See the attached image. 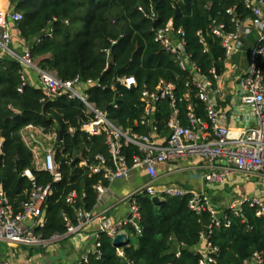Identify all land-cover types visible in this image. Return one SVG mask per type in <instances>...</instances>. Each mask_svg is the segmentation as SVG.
I'll list each match as a JSON object with an SVG mask.
<instances>
[{
	"label": "trees",
	"instance_id": "trees-1",
	"mask_svg": "<svg viewBox=\"0 0 264 264\" xmlns=\"http://www.w3.org/2000/svg\"><path fill=\"white\" fill-rule=\"evenodd\" d=\"M259 1V0H252ZM13 11L21 14L19 22L11 23L20 39L30 49V59L35 66L54 74L59 80L71 81L76 77L83 80H99L110 83L117 77H132L137 87L131 91L120 88L112 91L90 92L91 99L99 110L122 129H132L145 134L148 129L136 126L143 115L140 94L144 89L154 90L160 80L173 83L178 97L184 93L187 74L179 69L172 56L154 42L153 23L157 27L173 22L176 29L185 33L186 51L204 74L216 67L222 71L224 52L219 40L210 35L212 21L223 23L228 31L234 29L228 10L243 20L250 16L245 8L246 0H9ZM48 29L51 34L42 37ZM201 32L208 53L196 36ZM40 40V42H38ZM113 46L112 60L108 63L105 51ZM264 78V58L257 62ZM107 67V70H106ZM23 67L18 61L0 55V188L11 203L14 213L20 214L22 204L30 198L32 182L23 176L25 170L32 171L35 183L50 185L52 194L44 204L46 223L36 233L44 238L53 234L63 235L65 224L61 214L73 219V209L66 204V197L75 191L79 196L77 206L91 210L97 203L93 186L99 176L77 175L73 164L78 154L108 156L105 137L89 140L78 132L74 138L64 135L65 154L57 155L61 163L64 180L53 183L52 177L36 171L30 151L22 141V131L29 125L63 129L79 128L89 120L82 104L76 100L59 98L44 104L45 95L41 87L25 85L22 92ZM117 99L119 110L109 104ZM195 114L204 117L203 105L193 97ZM181 122L186 124V102L177 104ZM169 102L155 105L154 119L158 132L167 134L170 117ZM128 166L139 156L136 147L125 150ZM68 155L65 158L63 155ZM105 186L108 184L103 182ZM82 195L84 198L82 199ZM140 214L139 225L142 235L137 236L133 228H127L129 242L121 249L112 246L110 239L102 235L99 239V260L90 256L87 263L80 264H198L202 253L194 251L203 236L199 215L190 211L188 199L169 198L159 205L145 195L135 197ZM230 221L228 229H216L209 234L208 243L217 248L215 264H243L253 253H264V221L255 211L243 207L239 217L224 210ZM207 217L205 214L203 215ZM122 252L119 256L118 251Z\"/></svg>",
	"mask_w": 264,
	"mask_h": 264
},
{
	"label": "built area",
	"instance_id": "built-area-1",
	"mask_svg": "<svg viewBox=\"0 0 264 264\" xmlns=\"http://www.w3.org/2000/svg\"><path fill=\"white\" fill-rule=\"evenodd\" d=\"M245 8L250 16L243 20L234 15V10L227 11L234 26L231 31H228L223 23L212 21L210 25V35L219 40L224 52V65L230 63L233 57L243 50L252 34L256 36V42L249 52V63L243 76L238 79L236 89L240 101L251 109L254 126L239 132L224 127L214 98L221 72L216 67L208 74L201 71L191 54L186 51L184 31L181 28L176 29L172 20L154 29V42L172 56L179 69L187 74L185 91L178 97L175 84L163 80L158 82L154 90L144 89L140 94L143 115L135 125L146 127L148 132L139 134L130 128L122 129L114 124L106 112L96 107L90 95L94 90L117 93L118 89L123 88L131 91L137 87L135 78L117 77L108 84H103L99 80H83L80 77L71 81L59 80L54 74L34 66L30 59V49L25 48L20 54L11 49V23L19 22L22 19L21 14L13 10L0 14V55L9 56L18 61L23 68L32 69L36 73L45 95L42 100L44 104L59 98L76 100L82 104L85 115L90 117L78 129L68 127L66 132L63 130L62 139L59 137L60 129L46 130L34 125L27 126L22 131V141L31 153L34 169L48 173L55 184L63 182L61 163L56 159L58 154H65L66 147L63 143L65 134L74 138L80 132L87 140L104 136L108 151L107 157L102 154H95L93 157L78 154L76 160L71 159L67 162L73 164L77 175L87 174L99 176L101 179L93 186L97 194V203L89 211L84 206H77L79 196L75 191L67 195L66 204L73 209L74 221L67 213L61 214L66 230L63 235L53 234L49 238H44L36 233L37 229L45 226L43 208L52 194V188L50 185H37L31 170L27 169L23 173V176L32 182L33 189L29 200L22 204L20 214L14 213L11 203L0 190V243L5 246L7 252L5 257L0 253V264H28L16 258L12 251L20 248L45 247L64 238L76 237L83 234L93 223L98 225L91 237L93 246L74 264L87 263L89 255L99 260L101 257L99 239L102 235H106L111 244L117 236L128 235L127 228H133L137 236L142 235L139 225L140 214L135 205V197L142 194L147 195L150 200L157 197L161 201L187 197L189 210L199 216L205 214L210 221L208 236L213 230L230 227V221L224 212H220L213 205L206 193L186 191L170 185H157V168L183 158H197L200 161L198 167L202 170V179L209 184H224L233 174H239L244 178L257 176L264 180V78L257 66V62L264 58V0L257 2L246 0ZM51 32V29H48L42 37H48ZM196 36L204 48L203 53H208L209 49L201 32ZM20 40L24 43L22 39ZM116 43L113 41L111 48L105 51L108 63L112 60L113 46ZM230 69L233 70V67ZM25 85L27 83L23 72L22 86L18 92L21 93ZM191 97L203 105L204 117L195 114L194 106L189 102ZM166 100L169 102L171 113L166 125L167 134L162 136L154 119V109L157 103ZM183 101L186 102L187 111L185 125L181 122V113L177 105ZM109 107L115 111L119 110L117 99H113ZM131 145L136 147L140 155L133 157L132 165L128 166L124 150ZM63 156L68 157L67 154ZM137 168L145 170L148 180L134 193L121 200L128 205L127 217L122 221L112 220L107 216V211L97 210L98 201L106 193L107 187L115 181L127 180L131 172ZM103 182L108 185L105 186ZM244 206L253 209L256 217L264 221V200L258 197L244 196L228 205L226 210L231 215L239 217ZM218 253V249L211 246L206 239L205 252L198 264H215ZM118 254L122 256L120 250ZM243 264H264V253H253Z\"/></svg>",
	"mask_w": 264,
	"mask_h": 264
},
{
	"label": "crops",
	"instance_id": "crops-1",
	"mask_svg": "<svg viewBox=\"0 0 264 264\" xmlns=\"http://www.w3.org/2000/svg\"><path fill=\"white\" fill-rule=\"evenodd\" d=\"M11 10L9 0H0V14ZM11 30L12 47L16 52L21 53L28 47L20 40L18 32L12 25ZM255 42L256 36L252 34L248 42L244 45L243 50L234 56L230 63L223 66L222 71H220L223 76H221L220 81L215 87L216 95L214 98L218 106V111L221 114L222 123L224 127L234 132H239L242 129L254 126L251 109L248 105H243L237 95L236 89L238 79L243 76L249 63V52ZM231 67H233V70L230 69ZM24 70H26V75L24 73L26 83L39 88L40 83L36 73L29 68H23V72ZM228 73L232 75H228ZM227 78L229 79L228 82L223 81L224 79L227 80ZM199 162L197 158H183L175 163L158 166L157 185L176 186L186 191H202L209 196L213 205L220 212H224L228 205L234 203L225 200L224 193L226 186H232L236 178L241 175L233 174L230 176L232 178L229 177L228 183L226 181L220 185L209 184L202 179V170L198 167L200 165ZM242 178L244 179V177ZM249 179L255 181L252 183L253 188L247 191L246 194H243V196L258 197L264 200V180L257 176L250 177ZM147 180L148 177L143 168L134 169L127 180L115 181L107 187L106 193L98 201L97 210L107 211V216L112 220H124L127 217L128 205L121 200L142 187ZM97 227V223H93L81 235L64 238L58 243L37 248L44 250L46 254L44 257L34 255L33 251L30 252L31 248H20L12 252H14L16 258L24 260L28 264H74L91 250L93 246L92 233L96 231ZM205 247L206 239L202 237L198 245L194 248V251L204 254ZM0 253L3 257L7 254L5 250H0Z\"/></svg>",
	"mask_w": 264,
	"mask_h": 264
},
{
	"label": "rangeland",
	"instance_id": "rangeland-1",
	"mask_svg": "<svg viewBox=\"0 0 264 264\" xmlns=\"http://www.w3.org/2000/svg\"><path fill=\"white\" fill-rule=\"evenodd\" d=\"M11 49H13L12 45H11ZM17 53H19V52H17ZM34 66H35V64H34ZM26 70H24L25 75H26ZM28 71H30V70H28ZM221 76H223V75H221ZM223 81L228 82L229 79L227 78V80L224 79ZM230 178H232V177H230ZM230 178L227 179V183L229 182ZM253 181L254 180L249 179V178L243 179L241 176L236 178V180L234 181L235 183L232 184V186H230V185H228V187L226 186V191L224 193L225 200H227V202H234V203L237 202L239 199L244 197L243 194H246L247 191H249L253 188V186H252ZM4 248H5V246L0 243V250H5ZM33 249H30L31 250L30 252L33 251L34 255H38V256L40 255L41 257H44L46 255L44 253V250H42V249H37V248H33Z\"/></svg>",
	"mask_w": 264,
	"mask_h": 264
},
{
	"label": "water",
	"instance_id": "water-1",
	"mask_svg": "<svg viewBox=\"0 0 264 264\" xmlns=\"http://www.w3.org/2000/svg\"><path fill=\"white\" fill-rule=\"evenodd\" d=\"M157 24H158V20H155L153 23V29L157 28ZM1 53V51H0ZM64 134L63 129H60L59 131V137L60 139H62ZM2 143H0V147H1ZM151 202L155 205H159L161 204L163 201H161L160 199H158L157 197L152 198ZM200 220H201V224H202V228H203V237L205 239H207L208 237V231H209V227L211 225L210 221L203 215H200ZM129 242V236L126 234H122L116 237V239L113 241L112 246L116 249H121L123 248L127 243Z\"/></svg>",
	"mask_w": 264,
	"mask_h": 264
}]
</instances>
